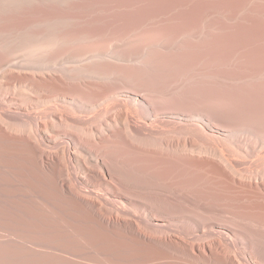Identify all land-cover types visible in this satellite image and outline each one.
<instances>
[{
    "label": "bare ground",
    "instance_id": "6f19581e",
    "mask_svg": "<svg viewBox=\"0 0 264 264\" xmlns=\"http://www.w3.org/2000/svg\"><path fill=\"white\" fill-rule=\"evenodd\" d=\"M99 2L90 0H0V135L3 136L2 139L5 137L22 148L24 160L29 168L42 177L34 178L37 182V186L35 184L34 187L31 186L34 181L30 185L23 178L1 177L0 205L8 202L5 198L7 194H11L12 198L19 196L20 199H25L24 202L21 201V205L25 208L18 209L16 207V209L28 214L30 219L36 218L41 220L40 222L43 220L41 223L43 227L39 228L43 231L41 233H52L58 241L63 242L68 239L71 244H74L78 240L80 241L87 231L85 232L84 228L72 223L73 221L63 218L64 203L65 207L80 213L83 216V221L89 222L93 228L104 232L112 241H130L140 247L150 249L155 254L151 257H155L153 264H264V226L249 222L239 212L212 202L209 198L197 197L183 191V188L189 187L200 189V191H207L212 187L223 188L221 190L225 189L231 193L232 202L243 205L251 212L259 213L260 216L264 214V165L259 167L257 164L262 158L264 159V65L263 68L255 70L254 74H248L246 79L236 80L233 85H227L225 82L209 84L203 78V75L209 72L203 69L204 73L197 72L198 67L196 71L191 72L187 71L188 68L185 70L186 68L174 66L173 69L171 66H160V63V67H155L157 63L155 66L151 65L147 58V54L151 53L148 51L156 49L163 52V56L165 53L166 56L167 53L179 56L182 54L181 51L189 50L188 47H190L170 45L163 43L160 39L145 48L142 47L144 50L139 57L132 59L133 62L124 67L119 66L120 68L99 69L101 65H104V60L108 63L105 59L108 55L102 57L101 61L103 62L98 64L97 60L99 62L100 59L95 57V60L85 57L83 59V55L80 53L73 57H68L69 55L62 54V52L61 54L55 53L58 51L55 49L54 52L52 50L54 47L50 46H58L59 44L55 43L60 42L61 39H68L69 43V40H75L73 42L76 43L81 42L85 37L88 39L87 36L82 37L83 34H81L82 36L78 34L86 19L90 18L94 22L96 18H103L109 13L115 14L111 10L122 6L116 3L118 1ZM169 4L171 3L169 2ZM196 5L198 4L196 3ZM107 6L111 7V10ZM123 8L133 11V13L136 11L134 10L136 8H132L129 4H123ZM237 8L235 9L237 10ZM84 32L87 34V31ZM124 34L122 35L123 39L126 37ZM138 39L140 40L139 37ZM66 40L60 43L62 45L67 43ZM194 43L196 44V42ZM74 46L76 45L72 47ZM79 46L82 45L78 44L77 49L80 48ZM65 48L73 49L67 48V44ZM65 48L61 47L63 50H66ZM85 51L89 52L87 49ZM188 52L187 54H189ZM98 53L96 52V54ZM249 53L252 54V51ZM109 54L111 55V53ZM64 56L67 58L65 59ZM58 57L61 59L60 63H57L58 60L60 61ZM89 57L90 55H88ZM111 57L109 56L107 59L109 60ZM231 57L233 58V54ZM112 62L114 63V61ZM119 62L117 65L122 63ZM172 62L174 61L172 60ZM232 64L235 63L232 62ZM253 67L251 68L253 69ZM103 75L109 76V79L100 80ZM164 78L169 83L167 90H161L162 88L154 85ZM210 91H218L227 95L225 97L228 98L229 106H226V110L211 104L202 95ZM224 95L221 94V97ZM108 102L115 104L116 117L106 114L103 119L95 121L88 127L83 122L86 120V116L99 113ZM127 105L130 106L127 107ZM249 110H253L250 118L245 117ZM243 111H247L246 114ZM117 120L122 121L123 130L115 127ZM218 142L225 143L226 149L217 148L215 143ZM115 150L117 152L121 150V152L130 155H140V157L138 156L140 159L143 157L153 158L160 168L168 170L169 174L175 178H163V182L156 180L163 184L161 186L157 185L155 180V184L150 183V178L129 177L125 170L114 163L116 160ZM247 165H249V169L245 170L244 167ZM203 170L223 178L177 177L178 175L181 177V173H188V175L193 173L192 175L196 176L194 173L200 174L198 172ZM9 175L11 174L9 173ZM165 181L172 185H164V183L167 184ZM148 190H155L158 194L157 197L164 196V198L151 201L152 194H145ZM228 191L225 193L228 194ZM51 196H56L62 205H59L58 208L54 205V208L53 203L50 202ZM45 198H47L46 201L48 200L47 204L43 201ZM67 214L66 212L65 215ZM2 216L0 214V217ZM255 217L257 220L259 216L255 215ZM13 221L15 222V220ZM0 234V259L6 257L17 259L21 256L23 258L28 256V253L22 250L10 251L9 247L12 243L10 244L9 241L12 242V240L9 236L11 234L5 236L2 235V232ZM45 236L48 235L44 234L43 237ZM25 237L23 238L25 239ZM23 238L19 239L20 243L26 242ZM49 240L52 239L49 238ZM57 248L62 251L69 249L62 245H58ZM82 251L71 247L69 254L72 257L80 258L85 253ZM117 256L119 258V255ZM57 259L59 260V257ZM63 262L65 261L63 260Z\"/></svg>",
    "mask_w": 264,
    "mask_h": 264
},
{
    "label": "rangeland",
    "instance_id": "374dc122",
    "mask_svg": "<svg viewBox=\"0 0 264 264\" xmlns=\"http://www.w3.org/2000/svg\"><path fill=\"white\" fill-rule=\"evenodd\" d=\"M84 1V0H82ZM90 1H95L96 3H100L101 2H110V0H90ZM111 1H118L116 2L119 5H122L121 7H118V9L116 10H111L109 6L108 9H110L113 13L115 14H107V16H104L103 18H96V20L93 22L92 19L88 18L86 19L82 25V28L79 29V33L78 34H83L82 37L87 36L88 39L85 37L83 38L84 40H81V42H76L74 43L73 41L75 40H69V42H67L66 39H61L60 42L63 43L64 40H66L67 43L65 44H61L60 42L55 43L56 45L59 44L58 46L55 47V45L50 46V47H54L52 49L53 51L56 49L55 52L57 54H62L66 53L68 57H73V56H77V55H83V59H89V60H95L96 59H101L103 60L102 57H105L106 55H108V57L106 56L105 59L108 61V63L104 60L103 61H99L97 60L98 64H101L103 62L104 65H101V67L99 68V65L97 64V67L99 69L105 70L108 67L110 68H120V67H124L125 65H128V63L133 62L134 58L136 59L137 57H139L145 46L152 44L153 42H155L156 40L158 41V39H160L163 43H167L170 45H187L190 46L188 47L189 50L186 49V51H181L182 54L179 56L176 55H170V53H166L163 56V52L153 49L150 51H148V53L151 54H147V58L149 60V62L151 63V65L154 64V66L157 63V66L155 67H160V66H166V67H177V68H186L185 70H187V68L189 70L187 71H196V68L198 69L197 72H205L202 71L206 70L209 73H205V75H203L204 79L209 82V84H217V83H224L227 85H233L234 82H236V80H240L241 78L246 79L249 75L254 74L253 72H255V70H259L261 68H263L264 65V0H111ZM122 1V2H121ZM125 1V2H124ZM152 1V2H151ZM203 1V2H202ZM218 1V2H217ZM230 1V2H229ZM247 1V3H246ZM129 2V3H128ZM131 2V3H130ZM157 2V3H156ZM162 2V3H160ZM166 4H165V3ZM169 2L171 4H169ZM192 2V3H191ZM220 2V3H219ZM122 3V4H121ZM174 3V5H173ZM196 3L199 5H196ZM228 3V4H226ZM231 3V4H230ZM239 5H238V4ZM107 4V3H105ZM123 4H129L132 8H136L134 10H136L134 13L133 11H129L125 8H123ZM168 4V5H167ZM180 4V5H179ZM243 4V5H242ZM245 4V5H244ZM141 5V6H140ZM172 5V6H171ZM193 5V6H192ZM201 5V6H200ZM203 5V6H202ZM210 5V6H209ZM230 5V6H229ZM233 7H232V6ZM240 6L239 8H237L238 6ZM248 5V6H247ZM260 5V6H259ZM105 6V5H104ZM146 6V7H145ZM149 6V7H147ZM174 6V7H173ZM197 6V7H196ZM139 7V8H138ZM145 7V8H144ZM154 7V8H153ZM207 7V8H206ZM229 7V8H228ZM243 7V8H242ZM122 8V10H121ZM167 8V9H166ZM181 8V9H180ZM191 8V9H190ZM200 8V9H199ZM237 8V10L235 9ZM263 8V9H262ZM143 9V10H142ZM159 9V10H158ZM163 11H162V10ZM176 9V10H175ZM230 11H228V10ZM247 9V10H246ZM250 9V10H249ZM262 9V10H261ZM138 10V11H137ZM140 10V11H139ZM175 10V11H174ZM178 10V11H177ZM235 10V11H234ZM242 10V11H241ZM260 10V12H259ZM116 11V12H115ZM159 13H158V12ZM162 11V12H161ZM169 11V12H168ZM215 11V12H214ZM223 11V12H222ZM225 11V12H224ZM234 11V13H233ZM245 11V12H244ZM256 11V12H255ZM121 12V13H120ZM122 12H126V13H122ZM132 14H129V13ZM165 12V13H164ZM177 12V13H176ZM194 12V13H193ZM158 13V14H157ZM161 13V14H160ZM168 13V14H167ZM174 13V14H173ZM176 13V14H175ZM193 13V14H192ZM229 13V14H228ZM260 15H259V14ZM111 14V15H110ZM129 14V15H128ZM154 14V15H153ZM166 14V15H165ZM192 16H191V15ZM196 14V15H195ZM237 14V15H235ZM247 14V15H246ZM263 14V15H262ZM114 15V16H113ZM118 15V17H117ZM132 15V17H131ZM152 15V16H150ZM165 15V16H164ZM170 15V17H169ZM195 15V16H194ZM198 15V16H197ZM202 17H201V16ZM234 15V16H233ZM113 16V17H112ZM124 16H127L126 18ZM169 18H168V17ZM188 16V17H187ZM121 19H120V18ZM148 17V18H147ZM153 17V18H152ZM177 17V18H174ZM225 17V18H224ZM241 17V18H239ZM247 17V18H246ZM107 18V19H106ZM111 18V19H110ZM193 18V19H192ZM255 18V20H254ZM260 18V19H259ZM109 19V20H108ZM119 19V20H118ZM133 19V21H132ZM169 19V20H168ZM171 19V20H170ZM184 19V20H183ZM190 19V20H189ZM224 19V20H223ZM227 19V20H226ZM242 19V20H241ZM247 19L248 22H247ZM257 19V20H256ZM262 19V21H261ZM91 20V21H90ZM123 20V21H122ZM150 20V21H149ZM158 20V21H155ZM182 20V21H180ZM122 21V22H121ZM132 21V22H131ZM137 21V22H136ZM239 21V22H238ZM151 22V23H150ZM159 22V23H158ZM169 22V23H168ZM177 22V23H176ZM192 22V23H191ZM212 22V23H211ZM227 22V23H226ZM234 22V23H233ZM87 23V24H86ZM89 23V24H88ZM91 23V24H90ZM137 23V24H136ZM148 23V24H147ZM157 23V24H156ZM165 23V24H164ZM175 23V24H173ZM237 23V24H236ZM243 23V24H242ZM251 23V25H250ZM259 23V24H258ZM263 23V24H261ZM115 24V25H114ZM118 24V26H117ZM133 24V25H132ZM136 24V26H135ZM144 24V25H143ZM169 26H168V25ZM187 26H186V25ZM228 24V25H227ZM234 24V25H233ZM259 26H258V25ZM84 25H89V27L84 26ZM98 25V26H97ZM100 25V26H99ZM104 25V26H103ZM151 25V26H150ZM163 27H162V26ZM194 25V26H193ZM229 27H227V26ZM255 25V26H254ZM101 26L105 27L102 29ZM115 26V27H114ZM157 26V28H156ZM212 26V27H211ZM84 27V28H83ZM97 27V28H95ZM131 27V28H130ZM135 27V28H134ZM181 27V28H180ZM216 27V30H215ZM254 27V28H253ZM89 28V29H88ZM117 28V29H116ZM231 30H229V29ZM243 28V29H242ZM85 29V30H84ZM94 29V30H93ZM105 29V30H104ZM123 29V30H122ZM158 29V30H157ZM171 29V30H170ZM173 29V30H172ZM220 29V30H219ZM255 29V30H254ZM81 30L87 31L86 32H82ZM104 30V31H103ZM113 32H112V31ZM193 30V31H192ZM245 30V31H244ZM108 31V32H107ZM241 31V32H240ZM81 32V33H80ZM93 33V34H92ZM97 33V34H96ZM107 33V34H106ZM125 33V34H124ZM253 33V35H252ZM91 34V35H89ZM106 34V35H105ZM109 34V35H108ZM126 35V37H124L123 39V35ZM249 34V35H248ZM263 34V35H262ZM178 35V36H177ZM217 35V36H216ZM233 35V36H232ZM93 38H92V37ZM108 36V37H107ZM122 36V38H121ZM132 36V37H131ZM196 36V37H195ZM231 36V37H230ZM250 36V37H249ZM91 37V38H90ZM100 37V38H99ZM135 37V38H134ZM138 37L140 38V40L138 39ZM206 37V38H205ZM224 37V39H223ZM255 37V38H253ZM97 38V39H96ZM99 38V39H98ZM108 38H110L108 40ZM115 38V39H114ZM117 38V39H116ZM194 38V39H192ZM196 38H198V42L196 40ZM89 39H91V41H89ZM102 39V40H101ZM122 39V40H121ZM133 39V40H132ZM258 39V40H257ZM113 40V41H112ZM126 40V42H124ZM130 40V41H129ZM234 40V41H233ZM241 40V41H239ZM63 41V42H62ZM121 41V42H120ZM133 41V42H132ZM135 41V42H134ZM142 41V42H141ZM192 41V43H191ZM200 41V42H199ZM205 41V42H204ZM230 41V42H229ZM128 42V43H127ZM183 42V43H182ZM188 42V43H187ZM196 42V44L194 43ZM203 42V43H201ZM224 42V43H223ZM239 42V43H238ZM111 43V44H110ZM130 43V44H129ZM145 43V44H144ZM187 43V44H186ZM199 43V44H198ZM256 43V44H255ZM61 44V45H60ZM66 44H67V48L71 47L73 49H66ZM78 44L82 45L79 46L80 48L77 49ZM105 46H104V45ZM121 44H122V48H121ZM137 44V45H136ZM230 44V45H229ZM241 44V45H240ZM245 44V45H244ZM73 45H76L74 47H76L74 49V47H72ZM139 45V46H138ZM63 46V48H65L66 50L61 49V47ZM116 46V47H115ZM120 46V47H118ZM203 46V47H202ZM226 46V47H225ZM253 46V47H252ZM83 47V49H81ZM124 47V48H123ZM144 47V48H142ZM195 47V48H194ZM197 47V49H196ZM229 47V49H228ZM239 47V48H238ZM258 47V48H257ZM262 47V48H261ZM60 48V49H59ZM87 49L86 52L85 50ZM91 50H89V49ZM114 48H116L114 50ZM120 48V49H119ZM140 50H137V49ZM238 48V49H237ZM58 49V50H57ZM71 52H69L70 50ZM93 49V50H92ZM126 49V50H125ZM134 49V50H133ZM195 49V50H192ZM228 49V50H227ZM235 49V50H234ZM258 51H257V50ZM62 50V51H60ZM68 50V51H67ZM75 50V51H74ZM96 50V51H95ZM110 50V52H109ZM114 50V51H112ZM121 50V52H120ZM133 50V51H132ZM234 52H233V51ZM261 50V51H260ZM65 51V52H64ZM73 51V52H72ZM101 51V52H100ZM128 51V52H127ZM132 51V52H129ZM157 51V52H156ZM189 51V52H188ZM252 51V54H250L249 52ZM257 51V52H256ZM76 52V53H74ZM85 52V53H84ZM95 52V54H94ZM96 52L98 54H96ZM105 54H103V53ZM114 54H113V53ZM116 52V53H115ZM118 52V53H117ZM124 52V53H123ZM141 52V53H140ZM155 52V54H153ZM187 52L189 54H187ZM196 52V53H195ZM232 52V53H231ZM248 52V53H247ZM80 53V54H79ZM111 53V55L109 54ZM121 53V54H119ZM129 53V54H128ZM162 53V54H161ZM263 55H262V54ZM72 54V55H71ZM87 54V55H86ZM94 54V55H93ZM103 54V55H102ZM119 54V55H118ZM123 54V55H122ZM135 54V55H134ZM185 54V55H184ZM227 54V55H226ZM233 54V58L231 57ZM236 54V55H235ZM88 55H90V57L88 58ZM102 55V56H101ZM133 55V56H132ZM156 55V56H155ZM183 55V56H182ZM235 55V56H234ZM253 55H255L253 57ZM63 56V55H62ZM62 56L60 57L62 59ZM67 56H64L65 59L67 58ZM101 56V57H100ZM109 56H112L111 59H107L109 58ZM115 56V57H113ZM120 56V57H119ZM124 56V57H123ZM169 56V57H168ZM187 56V58H186ZM229 56V57H228ZM257 56V57H256ZM63 57V59H64ZM85 57V58H84ZM95 57V58H94ZM118 57V59H117ZM131 57V59H130ZM155 57H157L155 59ZM163 57V58H161ZM168 57V58H167ZM195 57V58H193ZM236 57V58H235ZM59 58V57H58ZM59 58V59H60ZM91 58V59H90ZM123 58V59H122ZM165 58V59H164ZM173 58V59H172ZM179 58V59H178ZM252 58V59H251ZM255 58V59H254ZM257 58V59H256ZM60 61L56 60L57 63H60ZM64 59V60H65ZM113 59V60H112ZM120 59V60H119ZM130 59V60H128ZM133 59V60H132ZM155 59V60H154ZM158 59V60H157ZM167 59V61H166ZM183 59V60H182ZM195 59V60H194ZM233 61H232V60ZM241 59V60H240ZM259 59V60H258ZM117 60V63H115V61ZM124 60V61H123ZM157 60V62H156ZM172 60L174 62H172ZM178 60V61H177ZM226 60V61H225ZM250 60H252L251 62H249ZM114 61V63L112 62ZM118 61H120L119 65ZM159 61V62H158ZM225 61V63H224ZM237 63H236V62ZM245 61V63H244ZM248 61V62H246ZM255 61V62H254ZM258 63H257V62ZM166 62V63H165ZM172 62V63H171ZM235 63V64H232ZM254 62V63H253ZM107 63V64H105ZM161 65H160V64ZM165 65H164V64ZM176 63V64H175ZM228 63V64H227ZM251 63V64H250ZM261 63V64H260ZM95 64V65H96ZM178 64V65H177ZM186 64V65H185ZM239 64V65H238ZM245 64V65H244ZM250 67H249V65ZM115 65V66H114ZM123 65V66H121ZM160 65V66H159ZM198 65V66H197ZM223 65V66H222ZM231 65V66H230ZM244 65V67H243ZM248 65V66H247ZM256 65V66H255ZM120 66V67H119ZM194 66V67H193ZM225 66V67H224ZM242 66V67H240ZM252 66L253 69L251 68ZM261 66V67H260ZM165 67V68H166ZM223 67V68H222ZM237 67V68H236ZM248 67V68H247ZM257 67V68H255ZM105 68V69H104ZM231 71H230V69ZM239 68V69H238ZM244 68V69H243ZM170 69V68H169ZM174 69V68H173ZM229 69V70H227ZM243 69V70H242ZM252 69V70H251ZM236 70V71H235ZM239 70V71H238ZM233 71V73H231ZM244 71H248L250 73H245ZM196 72V73H197ZM237 72V73H236ZM245 74H243V73ZM211 73V74H210ZM231 73V74H230ZM242 73V74H241ZM210 74V75H209ZM238 74V75H237ZM249 74V75H248ZM237 75V77H236ZM247 75V76H246ZM235 76V77H234ZM245 78H244V77ZM168 78V77H167ZM230 78V79H229ZM109 76L107 75H103L100 80H108ZM160 83V84H159ZM159 83L154 84L157 87L162 88L161 90H167L169 83L168 80H166L165 78L163 80H161ZM229 83V84H228ZM164 84V85H163ZM167 87V88H166ZM221 92L218 91H210L205 92V94L203 93L202 95L205 96V98L210 101L211 104L214 105H218L219 107H222L226 110V106H229V102H228V98L227 95H224L223 93H221L222 96L221 97ZM219 94V95H218ZM226 96V97H225ZM225 97V98H224ZM130 105H127V107H129ZM117 112L116 108H115V104L108 102L103 108L102 110H100L99 113L91 115V116H86V120H84L83 122L87 124V126H91L95 123V121H99L101 119H103L105 117V115L107 114V116H115V113ZM247 112V111H246ZM245 111H243V113L246 114ZM242 113V112H241ZM241 113H239V115H241ZM242 113V114H243ZM245 114H243V116H245ZM253 114V110L252 111H248V115L245 117L250 118ZM242 116V115H241ZM92 123V124H91ZM115 127L117 129H124L123 123L121 120H117L115 123ZM3 136L0 135V178H23L25 180H27L26 182L29 183L31 185V182L34 181V184H32L31 186L34 187V185L37 183L34 178L37 176L38 178H42L41 176L37 175L35 173V171L33 169L29 168V165L27 164L26 160H24V155H23V150L22 148H20L18 145H16L14 142L7 140L5 137L2 139ZM7 141H5V140ZM2 142V144H1ZM4 143H6V145H3ZM9 145V146H7ZM12 145V146H11ZM215 146L219 149H226V145L223 142H218L215 143ZM8 148V149H4V148ZM14 148V149H13ZM4 149V150H3ZM18 149V150H17ZM14 150V151H13ZM10 151V152H9ZM21 151V152H20ZM15 152V153H14ZM118 152H121V150H118ZM116 150L114 152V156L116 157V160L114 161L115 164H117L121 169L125 170V173L127 176L132 177V178H150L151 180L149 181L150 183L155 184L156 180H162L163 178H175V176H171L168 172V170H165L164 168H160V166L158 165V163L155 162V160L153 158L147 159L143 156L142 159H140V155H135V154H131L133 156H131L129 153L126 152H121L118 153ZM4 153V154H3ZM8 153V154H6ZM125 153V154H124ZM13 155V156H12ZM20 155V156H19ZM123 155V156H122ZM129 155V156H126ZM139 156V157H138ZM18 157V158H17ZM16 159V160H15ZM2 161V162H1ZM264 159L262 158V160L258 161L257 164L259 165V167L264 165ZM4 162V163H3ZM120 162H123L122 164ZM10 163V164H9ZM26 163V164H25ZM6 164V165H5ZM12 164V165H11ZM22 164V165H21ZM3 165V166H2ZM9 165V166H8ZM8 166V167H6ZM17 166V167H16ZM19 166V167H18ZM4 167V168H3ZM28 170H27V168ZM249 165H247L246 167H244L245 170H248ZM8 170H7V169ZM3 170V171H1ZM31 170V171H30ZM15 171V172H14ZM20 173H19V172ZM26 171V173L24 172ZM204 171V172H203ZM199 171L195 175H192V171L189 175L188 173H181L183 175L180 174L181 177H179V175L177 176L178 178H223L220 175H216L212 172L209 171ZM5 172V173H3ZM13 172V173H11ZM23 172V173H21ZM28 172H30L31 174H29ZM168 172V173H166ZM185 172V171H183ZM9 173L11 175H9ZM16 173V174H14ZM132 173V174H129ZM203 173V174H202ZM7 174V175H6ZM129 174V175H128ZM169 174V175H168ZM3 175V176H2ZM23 175V176H22ZM31 175V176H30ZM34 175V176H33ZM135 177H134V176ZM13 176V177H12ZM156 178V179H155ZM158 178V179H157ZM32 179V181H31ZM155 180V182H154ZM30 181V182H29ZM163 182V180H162ZM166 182V181H165ZM158 183L157 185H161L163 186L162 183L160 182H156ZM167 183V182H166ZM164 185H168L171 186L172 184H165ZM37 186V184L35 185ZM216 188H211L207 191H200V189H196L194 187L192 188H183V191L185 193H188L190 195H195L197 197L199 196H203L205 198H209L210 200H212V202H215L217 204H222L224 206H226V208L235 211V212H239L240 215L244 216L249 222H252L254 224H257L258 226H264V214H260L253 211L251 212V210H248L245 208V206L237 204L235 202L231 201V193H229L228 190H221L223 188H219L217 191H215ZM219 191V192H218ZM222 191V192H220ZM228 191V194H226L225 192ZM145 194H152V198L151 201H155V200H160L163 199V197H157L158 194L157 192L154 190H148L146 191ZM5 196V195H4ZM3 196V198H4ZM229 196V197H228ZM6 202L5 204H1L0 205V214L3 215L2 217H0V233L2 232V235H9V238L12 240V242L9 241V243L12 245H10L9 250L10 251H18V250H22L23 252H27L28 256H26L25 258H23L22 256L20 258H13V257H6V258H2L0 259V264H139L142 262V264H153V262L155 263V257L151 258L153 256H155V254L147 248H143L140 247L137 244H134L133 242L130 241H125L123 242L122 240H116V241H112L104 232H101L95 228L92 227V225L88 222L83 221V216L73 210H70V208L68 209L67 207H65V204L63 203V207L65 208V214L66 212L68 213L67 215L63 214V218L67 219L68 221H73L72 223L79 225L81 228H84L85 232L87 231V233H85V235L83 236V238L79 241H77V243L71 244L70 240L67 239L64 240L63 242L58 241L55 236H53L52 233H41L43 231H41V229L39 230V228H41V223L39 220H37L36 218H29L28 214L23 213L21 211H19L18 209H22V205L21 203L25 201V199H20L19 196H16L12 198L11 194H7L5 196ZM4 198V199H5ZM16 198V199H15ZM54 198V199H53ZM13 199V201H12ZM41 199V198H40ZM47 198H45L44 203L47 204L48 200L46 201ZM57 200V201H56ZM22 201V202H21ZM54 205H56V208L60 207L59 205H62L61 202L56 198V196H51V201ZM14 203V204H12ZM60 203V204H59ZM12 204V205H11ZM8 205V206H5ZM11 205V208H10ZM27 205V203H26ZM14 206V207H12ZM9 207V208H8ZM16 207L18 209H16ZM21 207V208H19ZM27 207V206H26ZM25 208V206L23 207ZM30 208V206H29ZM55 208V206H54ZM9 209V210H8ZM4 212H3V211ZM14 213H13V211ZM8 213H7V212ZM12 211V213H11ZM250 211V212H248ZM3 213V214H2ZM17 213V214H16ZM75 213V215H74ZM252 213V214H250ZM256 213V214H255ZM8 215V216H7ZM12 215V216H11ZM27 215V216H25ZM249 215V216H248ZM256 216L257 220H256ZM15 216V217H14ZM71 216V217H70ZM77 216V217H76ZM247 216V217H246ZM251 216V217H250ZM7 217V218H6ZM67 217V218H66ZM75 217V219H73ZM81 219H79V218ZM249 217V218H248ZM253 217V218H252ZM11 218V219H10ZM15 220V222L12 220ZM16 218V219H15ZM20 218V220H19ZM27 218V219H26ZM252 218V219H251ZM255 218V219H254ZM259 218V219H258ZM262 218V219H261ZM39 219V218H38ZM41 219V218H40ZM19 220V221H18ZM24 220V221H23ZM32 220V221H31ZM77 220V221H76ZM254 220V221H253ZM24 225H23V223ZM36 221V222H34ZM38 221V223H37ZM259 221L261 223L258 222ZM8 222V223H7ZM12 222V223H11ZM18 222V223H17ZM33 222V223H32ZM79 222V224H78ZM7 223V225H6ZM10 223V224H9ZM16 223V224H15ZM40 223V224H39ZM14 224V225H13ZM19 224V226H18ZM26 224V225H25ZM31 226H29V225ZM6 225V227H4ZM17 225V226H16ZM35 225V226H34ZM14 226V227H13ZM16 226V227H15ZM37 226V227H36ZM10 227V228H8ZM12 227V228H11ZM25 227V228H24ZM43 227V226H42ZM86 227V228H85ZM19 228V230H18ZM33 228V229H31ZM92 228V230H91ZM14 229V230H13ZM17 229V232H16ZM26 229H30L26 230ZM89 229V230H88ZM95 229V230H94ZM8 230V231H7ZM23 230V231H22ZM38 232H37V231ZM5 231V232H4ZM14 231V232H13ZM40 231V233H39ZM91 231V232H90ZM35 232V235H34ZM100 232V233H99ZM6 233V234H4ZM23 233V234H22ZM19 234V235H18ZM41 234V235H40ZM43 234V235H42ZM48 235V236H45ZM96 234V235H95ZM99 236H98V235ZM1 235V234H0ZM28 235V236H26ZM39 235V236H38ZM106 235V236H103ZM25 237V239L23 237ZM42 236V237H41ZM14 237V239H13ZM19 237V238H18ZM31 239H30V238ZM36 237V238H35ZM95 237V238H94ZM97 237V238H96ZM101 237V238H100ZM16 238V239H15ZM24 239L26 240V242L24 243H20L19 239ZM27 238V239H26ZM42 238V239H41ZM52 239V240H49ZM55 238V239H54ZM86 238V239H85ZM89 238V239H88ZM94 238V239H93ZM30 239V240H29ZM48 241H47V240ZM40 242H39V241ZM42 240V241H41ZM46 240V241H45ZM54 240V241H53ZM44 241V243H43ZM53 241V243H51ZM82 241V242H81ZM107 241V242H106ZM39 242V243H38ZM42 242V243H41ZM67 242V243H65ZM81 242V243H80ZM92 244H91V243ZM103 242V243H102ZM130 244H128V243ZM29 243V244H28ZM58 243V244H57ZM114 243V244H113ZM123 243V244H122ZM125 243V244H124ZM133 245H132V244ZM22 244V245H21ZM28 244V245H26ZM34 244V245H32ZM53 244V245H52ZM65 244V245H64ZM70 246H69V245ZM89 244V245H88ZM94 244V245H93ZM46 245V246H45ZM56 245V246H55ZM62 245L64 248H69L68 251L65 250H60L57 248V246ZM72 245V246H71ZM77 245V246H76ZM124 245V246H123ZM14 246V247H13ZM37 246V247H36ZM53 246V247H51ZM83 246V247H81ZM106 246V247H105ZM120 246V247H119ZM122 246V248H121ZM128 246V248H127ZM40 247V248H39ZM52 249H51V248ZM72 248H78L79 250L81 249L83 253V255L79 258V257H72L69 254L70 249ZM93 247V248H92ZM49 248V249H48ZM126 248V249H125ZM133 248V249H132ZM32 249V250H31ZM40 249V251H39ZM92 249V250H91ZM104 250V254L102 253V250ZM119 249V250H118ZM122 249V250H121ZM31 250V251H30ZM45 250H49L48 252ZM76 250V249H74ZM94 250V251H93ZM110 250V251H109ZM124 250V251H123ZM126 250V251H125ZM133 250V251H132ZM146 250V251H145ZM30 251V252H29ZM35 251V252H34ZM38 251V252H37ZM60 251V252H59ZM100 251V252H99ZM121 251V252H120ZM63 254H62V253ZM95 252V253H94ZM148 254H147V253ZM48 253V254H47ZM53 253V254H50ZM57 253V254H56ZM109 253V254H108ZM122 253V255H121ZM127 253V254H125ZM130 253V254H129ZM139 253V254H138ZM143 253V254H142ZM151 256H150V254ZM153 253V255H152ZM45 254V255H44ZM55 254V255H54ZM96 254V255H95ZM113 254V255H111ZM125 254V255H124ZM137 254V255H136ZM35 255V258H34ZM42 255V256H40ZM65 257H63V256ZM92 255V256H91ZM101 257H100V256ZM116 255V256H115ZM119 255V258L118 256ZM127 255V256H126ZM129 255V256H128ZM31 256V257H30ZM46 256V257H45ZM51 256V257H49ZM97 256V257H96ZM111 256V257H110ZM115 258H114V257ZM122 256V257H121ZM126 256V257H125ZM138 256V257H137ZM29 257V258H28ZM42 257V258H41ZM48 257V258H47ZM55 257V259H54ZM59 257V260L57 259ZM95 257V258H93ZM110 257V258H108ZM128 257V260L126 261V258ZM140 257V258H139ZM143 257V258H142ZM146 257H148L146 259ZM23 258V260H22ZM39 258V260L37 259ZM46 258V259H45ZM85 258V259H84ZM90 258V260L88 259ZM118 258V259H117ZM10 259V260H9ZM26 259V260H25ZM28 259V260H27ZM35 259V261H34ZM49 259V260H47ZM55 261H54V260ZM70 259V260H69ZM78 259V261H77ZM81 259V260H80ZM120 259V260H119ZM15 260V261H14ZM57 260V261H56ZM63 260L65 262H63ZM73 262H72V261ZM85 260V261H83ZM89 263H88V261ZM100 260V261H99ZM105 260V262H104ZM118 260V263H117ZM124 260V262H123ZM135 260V261H134ZM147 262H146V261ZM150 262H149V261ZM154 260V261H153ZM25 261V262H24ZM28 261V262H27ZM52 261V263H51ZM93 261V262H91ZM107 261V262H106ZM109 261V262H108ZM112 261V263H111ZM116 263H115V262ZM126 261V263H125ZM140 261V262H139ZM145 261V262H144ZM14 262V263H13ZM79 262V263H78ZM134 262V263H133Z\"/></svg>",
    "mask_w": 264,
    "mask_h": 264
}]
</instances>
